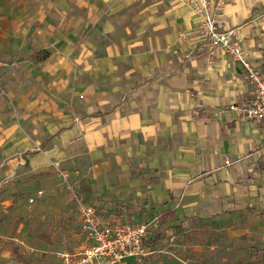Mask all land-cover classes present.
<instances>
[{
    "label": "crops",
    "instance_id": "obj_1",
    "mask_svg": "<svg viewBox=\"0 0 264 264\" xmlns=\"http://www.w3.org/2000/svg\"><path fill=\"white\" fill-rule=\"evenodd\" d=\"M220 1V29L264 68V0ZM199 19L188 0H0L14 256L78 247L76 195L102 225L158 219L119 264H264V121L242 114L250 83Z\"/></svg>",
    "mask_w": 264,
    "mask_h": 264
},
{
    "label": "built area",
    "instance_id": "obj_2",
    "mask_svg": "<svg viewBox=\"0 0 264 264\" xmlns=\"http://www.w3.org/2000/svg\"><path fill=\"white\" fill-rule=\"evenodd\" d=\"M193 11L199 16L197 31L208 42L210 51L221 48L240 66L241 71L250 83V97L240 108L246 119L264 121V68L255 62L234 38V29H220L217 21V10L221 1L213 6L209 0H188ZM3 62L0 59V70ZM230 109H236L231 104ZM225 163L230 160L226 156ZM58 176L67 181V174L59 171ZM80 216V230L83 242L72 249L54 250L57 264H119L127 255L141 252L143 239L150 229L156 227L158 219L140 224L102 225L98 223L97 211L94 206L83 203L75 195ZM29 203L33 198H29Z\"/></svg>",
    "mask_w": 264,
    "mask_h": 264
},
{
    "label": "rangeland",
    "instance_id": "obj_3",
    "mask_svg": "<svg viewBox=\"0 0 264 264\" xmlns=\"http://www.w3.org/2000/svg\"><path fill=\"white\" fill-rule=\"evenodd\" d=\"M13 210V205L10 206V209L7 208L6 210L4 208L2 209L0 205V264H38V260L47 262L43 257H38L37 254L33 252L30 254L31 258L29 259H27V257L20 259L14 256V252L11 250L13 249L14 241L11 236L14 229L23 220V217H14V215L9 216ZM4 229L10 230L9 232H4Z\"/></svg>",
    "mask_w": 264,
    "mask_h": 264
},
{
    "label": "trees",
    "instance_id": "obj_4",
    "mask_svg": "<svg viewBox=\"0 0 264 264\" xmlns=\"http://www.w3.org/2000/svg\"><path fill=\"white\" fill-rule=\"evenodd\" d=\"M22 259H23V258H22ZM38 264H45V262L42 261V260H38Z\"/></svg>",
    "mask_w": 264,
    "mask_h": 264
}]
</instances>
